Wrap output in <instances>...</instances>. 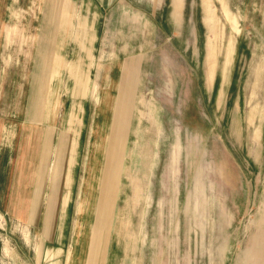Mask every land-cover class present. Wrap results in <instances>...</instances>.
<instances>
[{
  "label": "rangeland",
  "instance_id": "374dc122",
  "mask_svg": "<svg viewBox=\"0 0 264 264\" xmlns=\"http://www.w3.org/2000/svg\"><path fill=\"white\" fill-rule=\"evenodd\" d=\"M61 1L0 0V198L25 143L39 161V224L52 177L66 180L72 168L69 189L57 178L53 190L54 216L71 192L70 259L99 98L109 91L114 109L121 79L136 76L112 260L102 264H242L264 231V0H68L67 30L57 18L46 35L47 5ZM56 56L70 72L77 64L74 79L52 75ZM128 176L142 189L132 208ZM28 229L0 215V264H44L40 228Z\"/></svg>",
  "mask_w": 264,
  "mask_h": 264
},
{
  "label": "crops",
  "instance_id": "0c3cea01",
  "mask_svg": "<svg viewBox=\"0 0 264 264\" xmlns=\"http://www.w3.org/2000/svg\"><path fill=\"white\" fill-rule=\"evenodd\" d=\"M69 5L70 2L68 0H62L57 8L53 4L47 5L46 15H44V34L47 32L49 33L48 29H51V25H53L52 23L55 24L57 18L58 26L61 27V29L67 30L70 20L65 16L64 9L66 7L69 8ZM54 10L57 11V16L53 15ZM89 56L92 57L91 55ZM79 66L81 69V64H79ZM122 67L123 77L125 74H128V67L125 65ZM76 68L77 64L73 66L70 72L69 63H67L62 57L56 56L53 61L51 72L52 75L55 76V74H59L61 70L65 69L74 79ZM224 71L225 70H223V72ZM260 72L261 66L255 70L256 79L258 81L260 79ZM135 79L136 76L133 80L128 78L121 79L114 109L111 107V96L109 91L105 92L103 96L99 98L100 110L98 115L102 121L100 126H97L92 130L90 136L85 172L79 188V201L77 202L78 217L75 222V241L70 251L71 260L68 259V246L70 244L71 233L69 238L66 237V225L68 222L69 211L67 210V205L71 198V192L70 194L67 192V194L61 199V206L63 208L66 207L65 212L63 210L62 214L56 213L57 215L55 216L53 213V207L57 205L59 198L56 193L54 195L53 190L56 188L55 180L60 177L61 171L58 172L59 174L56 178L54 176L52 177V193L47 201L48 207L44 213L45 219L39 224V218L41 216L38 217V210L35 204L36 201H38L37 195L35 196V188L37 185L39 161L38 164L35 165V158L37 155L36 152L34 153V149L31 148V144L25 143V147H23V149L21 147L19 151V156L14 162V174L8 179V194L5 195L4 198H0V215L10 220H17L18 222H21V224L27 225L30 229L40 228V242L38 243L37 253L39 254V250H41L44 264H102L105 259L108 260L109 258V260H112V248H109L110 232L113 230V217L116 201L119 196V182L123 173L124 160L126 157V143L129 133L127 111L130 98L134 94ZM84 86L85 82L83 87H79L78 91L76 90L77 93H80V96H83ZM95 98L97 100V97ZM110 113H112V118L109 122L108 116ZM107 126H109V128ZM27 138L28 136L26 137V140ZM28 139L31 141V137ZM178 140V142L181 143L180 137ZM94 142L97 143L94 144ZM78 145H80V142ZM178 151L181 152V149L175 148L173 150L174 154ZM55 153L52 154L53 160ZM173 161L172 168H178L177 160ZM72 167L74 168V165ZM99 172L101 173L100 179L98 178ZM72 177L73 169L71 168L70 172L68 171V178L66 180H64V177L63 179L62 177L59 178V185H64V187L69 189ZM128 177L131 184L132 198L126 202V206L131 205L132 208L136 205L137 199L141 197L142 189L138 182L135 183L132 177ZM5 184L7 183L5 182ZM34 185L35 187L33 188ZM135 185H138L137 192H135ZM2 194V189H0V196ZM93 206L94 224L90 231L89 244L86 245L87 224L85 220L90 216V210ZM47 220L49 222H47ZM58 220L60 221V224ZM259 228L257 229V233L259 232ZM15 258V254H11L10 259L15 261ZM240 263L264 264V231H262L261 228L258 236L253 239L252 247L244 253Z\"/></svg>",
  "mask_w": 264,
  "mask_h": 264
}]
</instances>
